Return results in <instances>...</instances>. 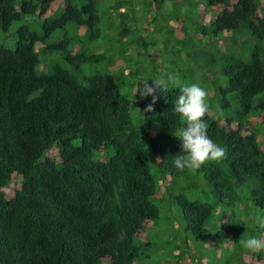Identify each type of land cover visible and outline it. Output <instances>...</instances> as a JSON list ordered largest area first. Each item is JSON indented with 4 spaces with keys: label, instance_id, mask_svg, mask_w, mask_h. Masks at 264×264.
<instances>
[{
    "label": "trees",
    "instance_id": "obj_1",
    "mask_svg": "<svg viewBox=\"0 0 264 264\" xmlns=\"http://www.w3.org/2000/svg\"><path fill=\"white\" fill-rule=\"evenodd\" d=\"M134 2L62 0L53 10L56 0H0V33L17 26L14 48L0 43V264H145L142 233L166 192L192 264L198 247L226 248L228 264H252L243 254L264 264V121L245 133L213 117L230 125L264 115V0L139 1L159 42L176 37L190 49L179 56L193 64L180 86L157 88V55L146 65L138 56L159 42H146L141 20L129 16ZM201 9L213 19L197 27ZM172 22L187 28L184 38ZM46 53L60 61L38 74ZM115 56L133 80L109 70ZM139 81L151 100L132 90ZM206 90L208 107H190ZM14 176L20 185L7 198Z\"/></svg>",
    "mask_w": 264,
    "mask_h": 264
},
{
    "label": "rangeland",
    "instance_id": "obj_2",
    "mask_svg": "<svg viewBox=\"0 0 264 264\" xmlns=\"http://www.w3.org/2000/svg\"><path fill=\"white\" fill-rule=\"evenodd\" d=\"M100 3L104 4L106 6L108 3H112L113 0H98ZM122 1V0H121ZM124 1V0H123ZM128 1V0H125ZM142 0H138V2L133 3V8L129 12V16L131 18H135L136 20H141L140 23V28H143V36L146 38L150 34V36L145 40L149 44L151 41H158V32L156 31V34L153 33L154 31V25L151 23V17L152 13H143L141 12V4ZM63 3L62 0H56V3L53 6V10L56 9L57 7H62ZM143 8V7H142ZM155 9V8H154ZM108 12H111V9H109ZM159 16V15H158ZM107 19L109 23L113 25V27L119 24L120 22L119 19H116L114 16L110 17L109 14L107 13ZM213 19V15L209 14L208 12H205L204 9H201V14L197 18L196 21V26H201ZM133 20L129 19L127 21V25L134 24L132 23ZM172 26L175 28L177 31V35L179 38H184L186 36V30L187 28L183 27V24L181 23H176L172 22ZM17 26L14 25L10 29L8 33H0V43L4 44L7 46L9 49H13L14 45L17 41ZM80 33L82 34L83 31L81 30ZM108 34V39H111L110 42L116 39V31L115 30H110L107 32ZM184 36V37H183ZM200 37V35H199ZM171 39V38H170ZM169 39V40H170ZM171 42H173L171 45H167L165 47V44L163 41L159 42L155 47H152L151 45L148 46V55L149 57H139L138 60L141 63H145L144 65L147 64V59L150 57H153L155 54L157 55V60L156 62L154 61V68L156 71H151L150 76L152 78L151 85L154 88H157L158 85L164 86L167 81H171L175 86H180L179 85V77H180V72L186 73L189 70H191L193 64L187 63L184 60H180L179 56L180 55H186V53L189 52V48H184L183 46H179L176 44V37L172 38ZM224 42L220 43V49L223 51L224 49ZM99 45H102L99 43ZM114 45V43H113ZM41 47L39 44L37 45V48ZM126 51L133 54L132 52V46L127 44L126 46ZM103 48V51H106L107 48L104 46L100 47ZM99 48V49H100ZM137 49V46L135 47ZM97 49V48H96ZM97 49V50H99ZM46 60L47 64L46 66H43V64L39 65L37 68V73L42 74V75H47L52 72L50 67L54 66L57 62L60 61L57 60V57H59L58 54L54 55H49L46 53ZM135 57V56H134ZM39 58L42 61L43 60V55L39 54ZM114 61V66H112L109 70L112 71L113 69H117V71H120V69H123V73L127 75L128 79L131 81L133 80L132 77H130L131 73V67L126 66L123 64L122 59L119 58V56L113 57ZM183 66V68H182ZM104 66H99L97 68H92V70H86L88 75L98 73V72H103L105 69ZM179 68H182L179 70ZM114 71V70H113ZM130 77V78H129ZM128 80V81H129ZM138 85H136L134 88H132L133 91H137L138 95H140L143 99V101L151 98L149 97L147 91H144L140 86H143L142 82H138ZM148 97V98H147ZM204 97L206 98L204 102L201 103V105L198 104V102H194L195 97H190V107L195 108V107H203L207 108L208 107V100L212 99V91L211 90H206L204 93ZM213 117L218 120L222 125L229 129H237L241 131H245V133H249V129L253 127V125L259 124L264 121V115L263 114H257L255 115L252 120L249 123H242L240 121H236L233 124H226L225 120L223 117L220 116V114L216 111L213 113ZM259 141H264V134L259 136ZM262 146V145H261ZM264 149V145L262 146ZM57 151L56 150H51L48 151L47 155L49 157H56L57 156ZM20 185V177L14 176L12 178L11 183L4 189V192L6 194L7 198H12L14 196L15 190L19 188ZM161 185H166L165 183H161ZM168 185V184H167ZM163 189L160 190V192L157 195V198L161 201V195H162ZM174 192V191H173ZM212 200V198H210ZM177 210L175 208V203L174 200L172 199V193L171 192H166V196L164 197L163 204H160V213L159 217L157 220L154 222H148V224L144 228V232L142 233V237H147L146 241L149 242L148 247H143L142 248V253L147 256L148 258L146 259L145 264H192L191 261L187 259L189 256L188 253H186V250L184 251V246H183V239L185 238V235L183 234H178L177 233ZM215 217L217 219L221 218V215L216 213ZM263 223V222H261ZM188 236V235H187ZM143 242V241H141ZM190 247H193L192 244H190ZM230 252L233 254V257L230 259L232 263H236L239 258V254L237 253L235 248L229 249ZM203 249L201 247L197 248V251L194 250L193 252L195 255L199 257V260H196L199 264H228V257L226 256L229 251L225 248L224 250H215L214 252H202ZM180 252L185 253L184 257H179ZM191 252V254L193 253ZM208 255V256H207ZM190 259H192V255L190 256ZM203 259V260H202ZM241 259L245 263L252 262V264H261V262L255 261V259H250V257L246 254H243L241 256ZM253 260V261H252Z\"/></svg>",
    "mask_w": 264,
    "mask_h": 264
}]
</instances>
